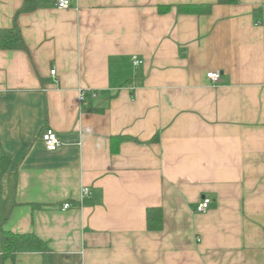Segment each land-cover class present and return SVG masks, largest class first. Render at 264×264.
I'll use <instances>...</instances> for the list:
<instances>
[{"label":"crops","instance_id":"obj_1","mask_svg":"<svg viewBox=\"0 0 264 264\" xmlns=\"http://www.w3.org/2000/svg\"><path fill=\"white\" fill-rule=\"evenodd\" d=\"M70 1L35 0L16 17L27 51L0 50L3 229L54 264H264V0ZM22 2L0 0V29Z\"/></svg>","mask_w":264,"mask_h":264},{"label":"trees","instance_id":"obj_2","mask_svg":"<svg viewBox=\"0 0 264 264\" xmlns=\"http://www.w3.org/2000/svg\"><path fill=\"white\" fill-rule=\"evenodd\" d=\"M34 2L35 0H23L22 5L14 15L12 27L0 29V50L27 51L20 30L16 25V17L21 13L32 11L34 9ZM235 2L237 0H217L219 4H232ZM177 8L181 13L200 14L208 13L211 7L210 5H189L178 6ZM94 110L99 111L96 108ZM9 164V156L0 152V264H6V262L13 263L16 256L21 253H38L41 256V264H54V255L48 248L46 242L34 234L12 233L3 229V225L13 205L12 192L15 176L12 174V177L8 180L7 177L10 176L8 173ZM4 179L8 181L7 188L10 189L9 201L6 208H3V204L9 191L3 197L4 190L1 183ZM146 228L148 231L161 229V211L159 208H148L146 210Z\"/></svg>","mask_w":264,"mask_h":264},{"label":"built area","instance_id":"obj_3","mask_svg":"<svg viewBox=\"0 0 264 264\" xmlns=\"http://www.w3.org/2000/svg\"><path fill=\"white\" fill-rule=\"evenodd\" d=\"M71 1L70 0H58L57 2V7L59 9H64V8H67L69 5H70ZM140 62H134V65L138 64ZM50 74H54V70H51L50 71ZM206 77L208 80H210L212 83H215L218 81V78H219V74L218 72H209L206 74ZM90 96L92 98L95 97V95L93 93H90ZM80 100L83 101L86 97V92L85 91H80ZM41 140L45 146V148L48 150V151H55L59 146H60V141L56 135V133L50 129V128H46L42 131L41 133ZM81 192V195L82 196H87L89 194V191L86 187H83L81 188L80 190ZM211 204V201L209 198L207 197H203L201 199V201L196 205L195 207V212L196 213H204L210 206ZM70 207V204L69 203H64L63 204V209H67Z\"/></svg>","mask_w":264,"mask_h":264},{"label":"rangeland","instance_id":"obj_4","mask_svg":"<svg viewBox=\"0 0 264 264\" xmlns=\"http://www.w3.org/2000/svg\"><path fill=\"white\" fill-rule=\"evenodd\" d=\"M8 195L5 197V201H4V204H3V208H6V205H7L8 201H9V199H8L9 196ZM3 197H4V195H3Z\"/></svg>","mask_w":264,"mask_h":264}]
</instances>
